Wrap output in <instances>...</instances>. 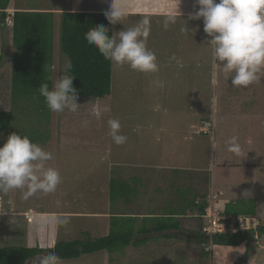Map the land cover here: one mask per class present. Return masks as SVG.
Instances as JSON below:
<instances>
[{"label":"rangeland","instance_id":"374dc122","mask_svg":"<svg viewBox=\"0 0 264 264\" xmlns=\"http://www.w3.org/2000/svg\"><path fill=\"white\" fill-rule=\"evenodd\" d=\"M125 2L128 14L123 23L118 22L114 25V31L134 27L141 24L144 19H148L147 47L157 57L158 71L134 75L140 80L142 86L134 87L138 79H133V72L128 69V65H124L113 67L110 96L97 101L92 97L78 95L80 109L77 113L67 110L57 113L49 110L48 115V112L41 109L38 102L31 105L19 103L15 107L11 95L13 32L5 19L6 23L3 25L0 20V57H2L0 61V111L12 113V129L20 133L26 128H30L31 132L34 129L45 133L43 129L49 128L53 138L42 145L47 151L58 150L62 146L61 136L66 135L67 143L55 153L58 155H53V159L47 162V166L54 167V164H57L55 169L62 174L60 175L62 186L66 184L62 190L70 186V196L72 198L73 195L79 196L75 209H79L80 212L93 213L104 209L105 190L107 191L109 179L129 180L135 174L141 175L139 172L146 173L144 168H136V173L132 175L129 170L127 172L125 169L119 170L116 164H112V171L106 169L100 171L95 177L82 180L91 171L89 164L92 147L87 143H94L93 138L97 136L105 137L103 140L109 143L111 136H109L108 121L115 118L122 120L125 124L123 131L120 130L121 134L125 136L129 135V132L131 134L126 142L139 138L136 140L139 146L140 140H144L143 155L139 157L146 159L157 157L153 149L156 147L162 149V143L158 145L150 142L152 140L149 132L146 138L141 133L135 135L130 131L133 128L131 123H144L152 119L156 123L167 122L168 128L165 129L164 134L166 133L170 140H166L167 144L164 145L169 155L161 157V161L167 165L166 170L169 173H175L173 177L178 178L180 184L175 185L172 193L161 192L164 197L160 196L157 201L163 205L168 204L169 210L172 211L174 207L175 196L180 195L181 197V194H184L189 196L188 199L192 194L207 196L211 189H215L217 193L220 190L225 191L224 195L219 196L218 201L222 200L229 213H252L255 201L250 200L249 203H244L242 200H249L244 199V196L247 194L246 185L249 189L250 171L254 172L256 169L264 168V69L261 70V78L257 82L261 94L259 91L256 95L247 94L248 89L234 87L230 78L226 79V85H228L226 88L222 82L225 83L223 77L228 78V75L224 74L221 68L213 67L212 47L206 42L210 38L204 33L203 19L199 21L200 28L196 27L194 30L193 26L190 29L193 19L176 16V23L170 24L165 29L163 23L167 15L136 14L134 10L139 8L134 7L129 0ZM16 4L23 9L42 10L50 7L56 11L53 26L55 59L53 79H55L63 75L65 62L69 60V57L61 51L59 41L62 9L81 11L110 9L111 0H16L14 4L12 3L14 6ZM12 12L10 11L9 15ZM186 25L189 33L185 31ZM193 59L198 60L201 63L200 66L197 62L195 65L190 63ZM216 71L219 72L221 78L219 89L215 88L212 83ZM158 82L162 83V86H159ZM96 102V106L93 107ZM213 102H215L214 105ZM213 106L215 107L214 112L212 111ZM48 120L50 123L47 125L45 122ZM199 120L202 128L201 142L199 135L190 134L191 130L192 132L198 130L191 128V124ZM84 121L87 123L85 124ZM14 130L0 132V146L6 142L9 135L14 133ZM162 133L155 129L154 135L158 136ZM171 134L174 136L171 137ZM194 137V140L190 139ZM153 138L156 140V137ZM233 138H235L234 141ZM213 144L215 148L212 147ZM177 146L184 147L179 154L176 150ZM235 146L239 147V154L232 150ZM119 148L120 145L116 144L114 154H119ZM126 150L127 146L123 147L125 156L138 157L134 150L130 152ZM111 161L114 163V159ZM69 168H75L76 174H66ZM80 168L83 169L85 175H82ZM186 171L188 175L181 176L180 173ZM79 187L81 189H78ZM82 191L87 192V196L83 195V199L80 194ZM146 194L145 197H138V199L145 200ZM41 195L40 204L37 201L34 206L33 202L30 204L23 199V192L20 189L10 190L7 194L0 193V247L21 245L47 249L44 254L39 255L42 260L43 257L51 254L50 249L59 240L81 239L84 237L82 232H85L81 231L82 229L95 232L101 218L87 214L85 217L63 216L59 219L61 227L59 224H52L54 220L51 217H42L46 218L45 222L37 229L36 225L43 223L42 215L40 216L41 211L44 209L61 210L60 206L64 204L58 187L55 192L41 193ZM67 199L68 197H64V200ZM9 203H12V206ZM262 206L257 210L258 213L264 210V205ZM10 207L12 211L9 210ZM114 209H116L115 204ZM137 209L144 210L138 206ZM7 212H10L11 217H3ZM47 221L51 224H46ZM102 233L100 230L94 235L101 236ZM175 233L182 235L184 232ZM184 235L186 236H181L184 237L182 239L174 238L169 241L156 237L157 233H150L146 235L148 242L137 246H129L118 251L104 249L74 259L53 257V264H196L200 261L202 264H222L223 261L225 264L243 263L240 260L236 263L228 255L222 260L216 255L211 258L212 252L210 256L199 253L196 256L193 247L197 242L199 244L198 238L187 237L188 234ZM262 241L264 242V235ZM165 242H170V246H168L169 243L165 246ZM215 246V252L222 250V247ZM174 247L177 249L174 250ZM196 258L201 260L196 261Z\"/></svg>","mask_w":264,"mask_h":264},{"label":"clouds","instance_id":"9594fccd","mask_svg":"<svg viewBox=\"0 0 264 264\" xmlns=\"http://www.w3.org/2000/svg\"><path fill=\"white\" fill-rule=\"evenodd\" d=\"M196 3L199 9L189 19H203L204 33L210 38L206 42L212 47L213 67L221 68L224 74L231 73L234 87L246 88L258 82L264 69V0H196ZM127 14L125 0H111L110 9L104 13L112 25L123 23ZM176 20L175 13L168 14L163 27L167 29ZM148 25V19H144L141 24L111 31V34L108 27L97 25L86 31L85 39L113 67L128 65L134 71L152 73L159 68L156 55L147 47ZM185 31L189 33L187 25ZM71 68V61L66 60L63 75L53 79L51 87L49 83H42L38 89L52 112L67 110L77 113L80 109ZM212 83L214 86L217 83L215 73ZM212 111H215L214 106ZM108 125L113 142L124 144L127 137L120 132V121L113 118ZM212 147L215 148V145ZM232 150L239 154L238 146ZM52 159V153L30 137L12 133L0 146V193L20 189L23 199H28L38 192H55L61 183V176L57 169L47 166ZM53 257L54 254L46 255L42 264H53Z\"/></svg>","mask_w":264,"mask_h":264},{"label":"trees","instance_id":"16d2710c","mask_svg":"<svg viewBox=\"0 0 264 264\" xmlns=\"http://www.w3.org/2000/svg\"><path fill=\"white\" fill-rule=\"evenodd\" d=\"M10 2L11 0H0V20L3 23L9 15L7 9ZM104 13V11H65L62 13L60 23V48L71 61L70 74L75 76L73 85L78 95L95 99H103L112 94L113 66L104 59L97 48L87 43L85 33L89 28L97 25L108 27L110 34L114 31V25L107 20ZM53 26L54 13L51 11L22 9L14 11L11 95L15 107L19 103L31 105L38 102L41 109L49 115V108L38 89L42 83H49L51 87L53 80L55 63ZM11 118V112L0 111V132L14 130ZM14 133L20 134L18 130H14ZM21 134L32 138L31 140L35 142L42 141L48 135L34 129L31 132L30 128L21 131ZM135 180L138 181L137 178L132 179ZM109 185L111 201L135 192V188L127 180L111 178ZM205 199L195 204L200 220H203V214L208 207V201ZM242 201L250 202V200ZM152 220L154 223H150ZM179 227V222L172 216L143 217L140 220L138 216L114 215L111 216L107 235L92 236L88 232H83V238L59 240L50 250L53 251L56 259L80 258L104 249L118 251L129 246H137L148 242L146 235L153 230L160 232ZM246 237H248L247 233L217 235L213 242L239 245ZM46 251L47 249L44 248L21 245L0 247V264H28L31 259ZM202 252L207 255L204 250ZM36 264H42V260Z\"/></svg>","mask_w":264,"mask_h":264},{"label":"crops","instance_id":"0c3cea01","mask_svg":"<svg viewBox=\"0 0 264 264\" xmlns=\"http://www.w3.org/2000/svg\"><path fill=\"white\" fill-rule=\"evenodd\" d=\"M16 0H11L9 8H8V13L10 11H15L17 9H22V10H30V9H23L21 8L19 5H12V3L14 4ZM129 2H131L133 4V6H137V10H134L136 14H141V15H168V14H172L175 13V15L177 17H186L189 18V16L194 13L195 11H198L199 9V5L196 3V0H129ZM17 3V2H16ZM109 9L107 8H100L97 10H84L86 12H91V11H108ZM40 11H51V12H56L53 11L50 7H46ZM62 11H81V10H67V9H62ZM55 14V13H54ZM194 20V19H193ZM202 20V18L200 19ZM200 20H194L192 25H190V29L192 28V26L194 27V30L196 29V27H198V29L200 28L199 25V21ZM5 24L2 22V25ZM12 29V27H11ZM199 36V35H198ZM182 50H180V53ZM184 54V52H183ZM198 63V65L200 66V62L198 60L193 59L192 62L193 65H195V63ZM128 69L131 70L133 72V79H138L136 76H134L135 74H139V75H143V73L138 72V71H134L132 70L129 66ZM218 69V68H217ZM124 71H126V69L123 68ZM217 72V71H216ZM228 78L223 77V79L225 80V83L222 82V85L226 88H228L227 84V80L230 78L229 75H231V73L227 74ZM216 80L217 83L215 85V88L219 89V85H221V83H219V72L216 73ZM130 76V78H132ZM227 79V80H226ZM230 80V79H229ZM159 86H162V83L158 82ZM142 86V83H140V80L138 79L135 84L134 87H139ZM259 84L256 82L252 85H249L248 87H246L245 89H248L247 94H251V95H256V92L259 91V94H261V91L258 89ZM133 87V88H134ZM225 88V89H226ZM240 89H243V87H238ZM195 90V88H194ZM97 101H99L98 98H96ZM97 102L93 105L96 106ZM96 108V107H95ZM121 123V129L123 131V128L125 126V124L122 122V120H119ZM50 120H48V122H45V124H49ZM67 124V122H66ZM199 126V127H198ZM131 127H133L132 129H130V131L132 133H134L135 135H137L138 133L143 134L144 138H146L147 136V132H149L150 134V139L153 143H156L158 145H160L162 143V149H159V147L153 149V153L155 155V153L157 154V157H149L148 159L146 158H141L139 157V155H143V142L144 140H140L139 146H137V142L136 140H139V138H135L134 141H130V142H125V144H121L120 145V150H118L119 154H114L115 153V143L113 142L112 138L110 139L109 143L106 140H103L105 137H95L94 139V143H87L89 144L92 148H91V161L89 164V167L91 168V171H89L87 174L88 176L83 177L82 180L84 179H89L91 177H95L96 174H98L100 171H105L106 169H109L110 171L113 170V165L112 164H116L117 169L122 170L125 169V172H127L128 170L130 171V173L133 175L135 174V169L136 168H144L146 173H142L139 172L141 175L135 174V176H133L132 178H130L129 180H127L128 182H130V184L133 185V187L135 188V193L129 196H120L118 198H116V200L111 201L110 198V180L107 183V191L105 190V197L106 200L104 201V209L102 210H98V211H94L93 213H85V212H80L79 209H75V205L77 203V200L79 198V196L77 197L76 195H73V198L70 196L69 194V190L71 189L70 186L65 187L64 190L62 186V183H60L58 185V189L60 190L62 197H63V201L64 204H62L61 210H46L44 209L43 211H41L40 216H41V220L43 221L42 224H38L36 225L39 229L41 226H43L45 219L46 218H42V217H51L52 220H54L52 222V224H59L61 227V217L65 216L68 218H73V217H85V215H90L92 217H100L101 221L98 223V226L94 231H88L87 229H82L81 231H85L90 233L92 236H95L94 234H97V231L103 232V235H107L109 232V225H110V219L111 216L114 215H125V216H138L140 220H142L143 217H166V216H172L175 221L179 222L180 227L177 229H166L164 231H151L150 233H157L156 237H161L163 239L169 240L170 239H174V238H184L181 236H186L184 234H188L187 237H191V238H198L197 240L199 241V244L197 242V244L194 245V250L196 252V256L199 254H204L202 252V250H204L207 253V256H210V253L212 252L213 254L212 256L216 255L217 257L224 259L227 255L230 257L231 260L236 261V263L243 261V263L241 264H264V242L262 241V236L264 235V223L262 226V230H261V241L260 244H255L253 239L248 235V237H246V239L240 243L239 245H223V244H213L212 246V250L211 251H207L206 250V246L209 243L208 242V238L202 234L201 232V228H202V222L203 220H200L198 218L199 217V211L198 208L196 207V203L200 202L201 200L205 199L208 201V207L212 206L215 210H225L226 212H228V209L226 207V205L222 202V200L218 201L219 196L224 195L225 191L224 190H220L219 193H217L215 191V189H211V192L209 195H204V194H200V195H196V194H192L191 198L188 199V197L184 194L175 196V200L173 202L174 207L172 208V211L169 210V206L168 204H161L159 201H157L159 199V197H164L162 196L161 192H167V193H172L175 189V185L178 183V185L180 184V180L178 178L173 177V175H175V173L171 174L169 173V171H167V165H165L161 160V157L167 156L169 155V151L166 148V140H170V138L167 136V134H164L165 129L167 130L168 128V124L166 121H160L158 123H156L155 120H147L144 123H131ZM139 128H142V130H139ZM191 128L193 129H198L194 132H192V130L190 131V134H197L200 136V142H201V135H202V128H201V121L199 120L197 123L194 121V123L191 124ZM155 129L160 130L161 132H163L162 134L155 136ZM45 131L46 134H48L42 141L39 142H35L38 143L39 145H44L47 141L49 142L52 138V131L50 133L49 128L48 129H43ZM178 131V130H176ZM42 133H44L41 130ZM45 135V134H44ZM130 132L129 135H127L126 137L128 138L130 136ZM65 136L66 135H62L61 139H62V146L56 150L51 152L52 155H58L55 154L57 151L59 152L62 148L63 145L66 144L67 142L65 141ZM110 136V135H109ZM108 136V137H109ZM174 134H171V137H173ZM93 137V136H92ZM153 137H156L154 140ZM3 139V138H1ZM32 139V138H30ZM191 140H194V138H190ZM101 140H103L101 142ZM104 143V144H103ZM179 143V141H178ZM147 144V142H146ZM3 146V145H2ZM127 146V150L126 151H131L134 150L136 152V156L138 157H127L124 154L123 151V147ZM148 147V144H147ZM176 150L178 151L177 153L179 154V151L181 152L182 150H184V147H176ZM169 158V157H168ZM111 159H114V163H112L113 161H111ZM54 168H57V164H54ZM81 169L82 175L83 173V169ZM143 171V172H144ZM76 169L75 168H69L66 170V174L71 173V174H76ZM251 172V176H248V180H249V189H248V185H246V191L247 194L244 196V199H249V200H253L254 202V209L252 213H235V214H256L259 217H261V219L264 220V210L260 211V213H258V209L262 208L264 205V168L263 169H256L254 170V172ZM249 172V174H250ZM166 173V174H164ZM106 174V173H103ZM144 174V176H143ZM181 176L183 175H188V172L186 171L185 173H180ZM260 174V175H259ZM60 175L62 176V174L60 173ZM85 175V174H84ZM162 176V177H161ZM164 176V178H163ZM144 177V179H143ZM251 177V178H250ZM138 179V181H132V179ZM125 180L126 179H122ZM146 180V183H145ZM143 181V182H142ZM109 185V186H108ZM74 189V187H73ZM78 189H81V187H79ZM104 190V189H102ZM248 190V191H247ZM177 191V190H175ZM68 192V193H66ZM104 192V191H103ZM145 193L146 194V199L145 200H140L138 199V197H145ZM80 194H82V199L84 198V196H87V192L86 191H82ZM79 194V195H80ZM84 195V196H83ZM167 195V194H166ZM171 194L167 195L170 196ZM39 196V197H38ZM41 192L36 193L34 196L25 199L26 202H33L34 206L36 205V202L38 201V204H40L41 201ZM64 197H68L67 200H64ZM201 199V200H199ZM108 201V202H107ZM195 202V203H194ZM12 203H9L10 206ZM79 204V203H78ZM114 204L116 209H114ZM140 205V206H139ZM138 208H144V210H139ZM33 208V207H32ZM12 211V207H10V209ZM36 213V212H35ZM229 213V212H228ZM234 214V213H232ZM6 216H10V212H7L3 217ZM11 217V216H10ZM28 217V215L26 216ZM30 217V216H29ZM89 217V216H88ZM262 220V221H263ZM150 223H154V221L152 220ZM185 223V224H184ZM46 224H51L50 221H47ZM175 232H184L182 235L177 234ZM83 233V232H82ZM148 233V234H150ZM196 240V239H195ZM53 243V240L51 241V244ZM167 243H169L168 246H170V242H165V246H167ZM56 244V243H55ZM217 245L218 247H222L221 251L219 252H215V248ZM53 246V244H52ZM55 246V245H54ZM177 249L176 247H174V250ZM206 254H204L205 256ZM55 258V257H54ZM193 258V257H192ZM196 261H200V258H196ZM240 260V261H239ZM214 261V260H213ZM196 264H202L201 261L197 262ZM222 264H225V262L223 261Z\"/></svg>","mask_w":264,"mask_h":264},{"label":"built area","instance_id":"2783aa9c","mask_svg":"<svg viewBox=\"0 0 264 264\" xmlns=\"http://www.w3.org/2000/svg\"><path fill=\"white\" fill-rule=\"evenodd\" d=\"M13 15L14 12L6 18L9 27L13 26ZM262 226L263 223L256 214H232L209 206L203 214L201 232L208 237L209 245L206 246V250L211 251L213 239L217 235L247 233L255 244H260Z\"/></svg>","mask_w":264,"mask_h":264},{"label":"water","instance_id":"95a60500","mask_svg":"<svg viewBox=\"0 0 264 264\" xmlns=\"http://www.w3.org/2000/svg\"><path fill=\"white\" fill-rule=\"evenodd\" d=\"M51 254H53V251L51 252ZM40 260L41 258H39V256H36L35 258L31 259L28 264H36Z\"/></svg>","mask_w":264,"mask_h":264}]
</instances>
